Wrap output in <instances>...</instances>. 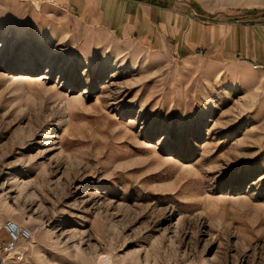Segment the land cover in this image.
Masks as SVG:
<instances>
[{
    "label": "rangeland",
    "instance_id": "1",
    "mask_svg": "<svg viewBox=\"0 0 264 264\" xmlns=\"http://www.w3.org/2000/svg\"><path fill=\"white\" fill-rule=\"evenodd\" d=\"M261 57L264 0H0L7 264H264Z\"/></svg>",
    "mask_w": 264,
    "mask_h": 264
},
{
    "label": "built area",
    "instance_id": "2",
    "mask_svg": "<svg viewBox=\"0 0 264 264\" xmlns=\"http://www.w3.org/2000/svg\"><path fill=\"white\" fill-rule=\"evenodd\" d=\"M251 69L264 70V65L251 64ZM0 264H7L12 260H20L21 253L16 250L19 240L29 238L30 232L11 219L0 221Z\"/></svg>",
    "mask_w": 264,
    "mask_h": 264
},
{
    "label": "crops",
    "instance_id": "3",
    "mask_svg": "<svg viewBox=\"0 0 264 264\" xmlns=\"http://www.w3.org/2000/svg\"><path fill=\"white\" fill-rule=\"evenodd\" d=\"M85 1H88V0H85ZM237 52V54H240L243 50L242 49H237L236 50ZM234 51H232V53H233ZM253 53H251L250 51L249 52H244L243 53V55H240V56H242L243 58H247V59H249V58H254V59H256V60H258V56H256L255 57V55H252ZM222 55H224L223 57L224 58H226V59H230V56H231V52H228V53H226V52H224ZM262 58V57H261ZM259 61V60H258ZM264 61V58H262V61L261 62H263Z\"/></svg>",
    "mask_w": 264,
    "mask_h": 264
},
{
    "label": "bare ground",
    "instance_id": "4",
    "mask_svg": "<svg viewBox=\"0 0 264 264\" xmlns=\"http://www.w3.org/2000/svg\"><path fill=\"white\" fill-rule=\"evenodd\" d=\"M20 244V243H19Z\"/></svg>",
    "mask_w": 264,
    "mask_h": 264
}]
</instances>
